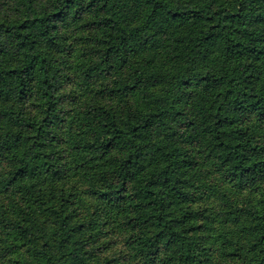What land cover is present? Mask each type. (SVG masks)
<instances>
[{"label": "trees", "instance_id": "obj_1", "mask_svg": "<svg viewBox=\"0 0 264 264\" xmlns=\"http://www.w3.org/2000/svg\"><path fill=\"white\" fill-rule=\"evenodd\" d=\"M0 264H264V0H0Z\"/></svg>", "mask_w": 264, "mask_h": 264}, {"label": "rangeland", "instance_id": "obj_2", "mask_svg": "<svg viewBox=\"0 0 264 264\" xmlns=\"http://www.w3.org/2000/svg\"><path fill=\"white\" fill-rule=\"evenodd\" d=\"M78 38V37H77ZM81 46H79L78 47V51H77V53H76V55H75V57L76 56H78L80 53H81ZM83 52V51H82ZM73 68H74V70L73 71H78V70H80L78 67L76 68V63L75 62H73ZM71 78V75H69V74H67V75H65V77L63 78V83H64V90H70V88H72V84H73V82H72V80L70 79ZM75 88V87H74ZM70 94V93H69ZM87 188V187H86ZM209 202H211V205H212V207H214L215 209H218V207H219V204H218V202H216V200H210Z\"/></svg>", "mask_w": 264, "mask_h": 264}]
</instances>
